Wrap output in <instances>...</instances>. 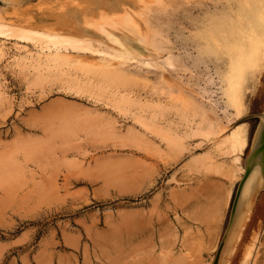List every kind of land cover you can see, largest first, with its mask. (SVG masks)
<instances>
[{"label":"rangeland","instance_id":"1","mask_svg":"<svg viewBox=\"0 0 264 264\" xmlns=\"http://www.w3.org/2000/svg\"><path fill=\"white\" fill-rule=\"evenodd\" d=\"M215 1L138 0L152 51L107 66L109 43L98 36L58 55L40 40L0 37V264L213 263L264 114V41L235 78L240 121L227 105L221 75L240 34L227 22L200 28L192 9ZM42 9L41 0L0 1L17 29ZM183 36L226 47L210 54L208 69L195 67L186 53L205 56ZM169 56L187 68L169 69L167 84ZM242 123L249 145L238 163L223 141ZM261 192L236 264L250 242L248 264H264Z\"/></svg>","mask_w":264,"mask_h":264},{"label":"bare ground","instance_id":"2","mask_svg":"<svg viewBox=\"0 0 264 264\" xmlns=\"http://www.w3.org/2000/svg\"><path fill=\"white\" fill-rule=\"evenodd\" d=\"M0 1L9 4L12 8L23 2V0ZM142 2L150 3L151 0H142ZM41 3L43 9L39 15L36 16V19L38 18L36 23L28 25L27 29H17L14 24L5 23L1 12L0 37L15 35L19 38L40 40L42 44L45 45L41 49L51 51V48H54L55 55H58L61 49H67L68 47L84 48L82 46H86L85 42H87L88 39L86 37L87 35L98 36L109 43L107 50H109L108 54L111 58L110 60H104L107 61L105 62L106 66L113 60L122 59L126 61L134 54L143 55L144 52L152 51L150 47L151 40L144 31L143 19L137 13L139 9L138 0H41ZM212 3L211 6L199 3L193 5L192 9H195L203 15V19L200 20V28L207 29L211 23H216L217 29H219L222 23L227 22L228 27H236L240 34V44L236 45V50L239 54L236 57H230L227 65L231 70L221 75L222 81L226 82L224 94L227 98V105L234 108L235 115L238 121H240L239 118L242 117L244 110L243 104L241 100H239V89L235 78L241 77L242 73L245 71L246 63L249 62L248 60L251 59L254 53V49H258L259 45L264 41V0H228L227 4H224L225 1L223 3L222 0H217ZM212 7H214V15H211L212 10H210V8ZM119 21L122 23L120 24ZM131 28L135 29L143 39L134 37L130 31ZM180 39L185 41V45H193L201 51L200 54H204L205 57L200 55L199 57H192L189 53H186L187 58H192V65L195 67L199 64H203L205 68L208 69V64L211 61L210 54L216 53L221 46L226 47L225 43L219 45L217 41L211 42L207 38V41L203 43H196L195 41L194 44L190 37L183 36L180 37ZM193 46L190 48L194 49ZM183 49L187 51L189 48ZM245 51L246 54H249V56L246 57L247 59L244 57ZM0 56H2L1 48ZM53 56V53H49L45 58H47L48 61H52ZM164 62V65L161 66V76L163 81L167 84L173 82L169 69H174L178 66L182 69L187 68L186 64L180 63L178 65V60L172 56L167 57ZM219 65L220 66H216V68L217 71L220 72L221 64ZM107 71L112 72L113 70L105 69L104 72ZM116 72L118 71L116 70ZM262 126H264V114L261 116L259 129L255 134L252 145L246 155V159L250 156L255 146L260 127ZM246 127V124L243 123L234 127L226 140L223 141L227 145V153L236 154L234 156V162L240 163V156L238 153L242 154L246 146L249 145L247 144ZM235 169L238 168L236 167ZM242 171L244 173L243 169ZM238 172L236 174H238ZM108 178L107 181L111 183L112 180L109 181ZM236 179L238 178L236 177ZM261 191H264V175L261 172L260 166L255 165L246 179L238 198L234 222L226 239L220 264H236L233 259L235 255L238 254L237 251L241 245V239L246 233V229L249 225L248 221L252 218L251 214L253 210L257 202L259 203L262 201L263 194L261 195ZM214 210L215 212H219L218 210L220 209L218 208V210H216L214 208ZM211 231L213 232V230ZM210 235H213V233L209 234V237ZM250 241H252V239ZM250 241H248V243ZM253 242L256 241L254 240ZM250 243L252 244V242ZM251 244L243 246L246 250L242 251L241 257H239L241 262L238 260L237 263H249L253 254Z\"/></svg>","mask_w":264,"mask_h":264},{"label":"water","instance_id":"3","mask_svg":"<svg viewBox=\"0 0 264 264\" xmlns=\"http://www.w3.org/2000/svg\"><path fill=\"white\" fill-rule=\"evenodd\" d=\"M255 165L260 166L261 172L264 175V126L260 127L259 136L257 138L255 146H254L250 156L245 161V174L242 178V181L239 184L235 199H234L233 204H232L228 226L226 228V233L223 237L224 240L222 239V241L220 243V246L216 252L213 264H220L222 251H223L226 239L228 237V234L230 232V228L234 222L238 198L240 196L241 190L243 188V185H244L246 179L248 178L250 172L252 171V169Z\"/></svg>","mask_w":264,"mask_h":264}]
</instances>
